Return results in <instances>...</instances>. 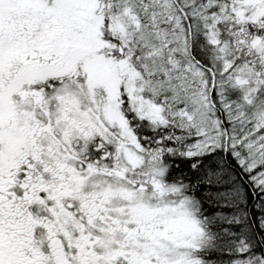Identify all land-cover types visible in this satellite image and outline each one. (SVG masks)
I'll return each mask as SVG.
<instances>
[{"label": "snow or ice", "instance_id": "obj_1", "mask_svg": "<svg viewBox=\"0 0 264 264\" xmlns=\"http://www.w3.org/2000/svg\"><path fill=\"white\" fill-rule=\"evenodd\" d=\"M0 264H264V0H0Z\"/></svg>", "mask_w": 264, "mask_h": 264}]
</instances>
